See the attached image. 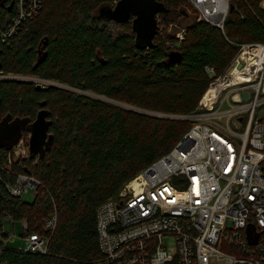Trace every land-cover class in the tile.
<instances>
[{
    "label": "trees",
    "instance_id": "trees-1",
    "mask_svg": "<svg viewBox=\"0 0 264 264\" xmlns=\"http://www.w3.org/2000/svg\"><path fill=\"white\" fill-rule=\"evenodd\" d=\"M119 1L42 0L38 17L0 39V122L24 120L25 138L46 110L53 140L36 157L0 147V264H98V208L189 132L191 121L177 116L198 111L240 44L264 45L263 0H230L224 30L190 17L188 0H158L165 8L152 45L138 39L132 19L102 14ZM14 12L0 3L2 28ZM182 20L180 40L169 29ZM171 53L179 59L170 62ZM20 176L41 182L31 201L11 193ZM53 216L56 226L46 230ZM8 219L25 222L23 238L46 236L47 252L7 245Z\"/></svg>",
    "mask_w": 264,
    "mask_h": 264
},
{
    "label": "built area",
    "instance_id": "built-area-1",
    "mask_svg": "<svg viewBox=\"0 0 264 264\" xmlns=\"http://www.w3.org/2000/svg\"><path fill=\"white\" fill-rule=\"evenodd\" d=\"M188 2L190 17L224 30L230 0ZM0 3L15 11L8 26H0L5 43L39 16L42 0ZM40 81L42 87L49 82ZM209 90V103L203 97L195 114L177 116L192 126L176 146L98 208V264H264V45L240 44ZM18 183L11 188L15 196L41 185L30 176ZM56 222V216L48 219L46 230ZM25 241V251L47 252L46 236Z\"/></svg>",
    "mask_w": 264,
    "mask_h": 264
},
{
    "label": "water",
    "instance_id": "water-1",
    "mask_svg": "<svg viewBox=\"0 0 264 264\" xmlns=\"http://www.w3.org/2000/svg\"><path fill=\"white\" fill-rule=\"evenodd\" d=\"M164 8V4L158 0H120L113 9H103L102 14L119 24L132 19L133 30L138 39L146 45H152L159 33L158 16ZM179 57L178 53H171L170 62L177 61ZM42 61L40 60L39 63ZM37 87L42 88L40 84ZM243 96L244 100H249L248 93H244ZM47 117L46 110L40 111L30 126L29 153L32 157L43 156L52 145L53 140L49 135L50 123ZM25 126L24 120L11 122L10 118H6L0 122V147L11 150L17 146Z\"/></svg>",
    "mask_w": 264,
    "mask_h": 264
},
{
    "label": "rangeland",
    "instance_id": "rangeland-1",
    "mask_svg": "<svg viewBox=\"0 0 264 264\" xmlns=\"http://www.w3.org/2000/svg\"><path fill=\"white\" fill-rule=\"evenodd\" d=\"M181 25H178L177 27H173L172 29H169V32L173 33V34H177L178 31H180V29H182V27H184V25L187 23V21H181L180 22ZM8 77V76H7ZM23 79H28L31 80L33 82H35L37 85L38 83H40L41 81L39 79H35V78H23ZM44 85H48L50 84V82H44ZM51 84H54V82ZM46 87V86H45ZM233 105L234 104L233 101H231ZM229 106H224L223 109H228ZM29 138L30 136H27L25 138H22L20 143H19V147L18 149H16V154H15V158H19V157H26L29 156ZM34 197V191L32 189L29 190V193H25L23 194V199L26 201H31ZM23 227L24 224L21 221H16L15 222V226H12V222L10 220H6L5 223V230L6 233L8 234L7 237H5V242L7 245L11 246V247H15L17 249H26V241L25 238H23L21 236L22 232H23ZM172 239H167L165 240L166 244L169 247H173L172 244Z\"/></svg>",
    "mask_w": 264,
    "mask_h": 264
},
{
    "label": "bare ground",
    "instance_id": "bare-ground-1",
    "mask_svg": "<svg viewBox=\"0 0 264 264\" xmlns=\"http://www.w3.org/2000/svg\"><path fill=\"white\" fill-rule=\"evenodd\" d=\"M211 96H212V90L207 91V93L205 94L203 98V102L209 103Z\"/></svg>",
    "mask_w": 264,
    "mask_h": 264
},
{
    "label": "crops",
    "instance_id": "crops-1",
    "mask_svg": "<svg viewBox=\"0 0 264 264\" xmlns=\"http://www.w3.org/2000/svg\"><path fill=\"white\" fill-rule=\"evenodd\" d=\"M8 220H9V219H8ZM23 224H24V226H25V222H23ZM12 226L14 227V226H15V224H14V225L12 224Z\"/></svg>",
    "mask_w": 264,
    "mask_h": 264
},
{
    "label": "flooded vegetation",
    "instance_id": "flooded-vegetation-1",
    "mask_svg": "<svg viewBox=\"0 0 264 264\" xmlns=\"http://www.w3.org/2000/svg\"><path fill=\"white\" fill-rule=\"evenodd\" d=\"M7 77V76H6Z\"/></svg>",
    "mask_w": 264,
    "mask_h": 264
}]
</instances>
